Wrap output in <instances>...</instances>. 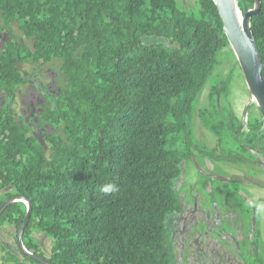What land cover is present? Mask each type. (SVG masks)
Segmentation results:
<instances>
[{
	"label": "trees",
	"instance_id": "1",
	"mask_svg": "<svg viewBox=\"0 0 264 264\" xmlns=\"http://www.w3.org/2000/svg\"><path fill=\"white\" fill-rule=\"evenodd\" d=\"M248 1L259 7L249 29L264 79V0ZM198 5L195 18L175 0H0L2 24L17 23L32 42L28 50L7 35L0 96L25 83L19 67L29 61L61 60L66 80L40 117L64 135L45 136L48 152L0 107V190H13L0 208L17 197L30 203L27 251L36 225L53 241L50 264H173L165 223L181 211L172 182L187 159L175 146L182 132L188 150L193 103L228 44L214 1ZM109 182L119 191L105 196L100 187ZM26 211L9 204L0 223L19 229Z\"/></svg>",
	"mask_w": 264,
	"mask_h": 264
},
{
	"label": "rangeland",
	"instance_id": "2",
	"mask_svg": "<svg viewBox=\"0 0 264 264\" xmlns=\"http://www.w3.org/2000/svg\"><path fill=\"white\" fill-rule=\"evenodd\" d=\"M233 1L241 21L256 6L248 0ZM175 2L182 13L199 18L198 0ZM0 29V50L8 34L31 50L32 42L24 38L17 23L5 27L0 20ZM143 43L166 45L167 41L144 38ZM19 71L25 83L13 89L11 98L2 94L0 107L8 106L48 152L46 135L64 138L61 127L39 125L43 108L54 109L56 96L66 87L61 60L29 61ZM187 126L188 150L182 132L175 146L187 159L179 164L180 175L172 182L181 211L168 215L165 223L173 264H264V120L229 44L216 55ZM7 193L13 190H0V202ZM15 203L27 209L23 200ZM0 228H5L6 237L10 226L1 222ZM11 229L10 244L0 246V264H15L12 258L33 264L23 261L19 243L30 255L35 251L43 259L50 257L53 241L36 225L28 232L27 240L33 246L30 252L24 247L23 235L19 237L20 228Z\"/></svg>",
	"mask_w": 264,
	"mask_h": 264
},
{
	"label": "water",
	"instance_id": "3",
	"mask_svg": "<svg viewBox=\"0 0 264 264\" xmlns=\"http://www.w3.org/2000/svg\"><path fill=\"white\" fill-rule=\"evenodd\" d=\"M213 1L216 5L217 12L220 17L227 42L233 48L234 52L237 55V59L239 60V64L241 66L246 83L261 109V115L264 120V79L261 76L262 65L259 60L255 43L251 37L250 29H249L250 17L258 12L259 7L256 4L253 11L246 13V15L243 17L241 21V31H240L234 13L232 1L231 0H213ZM21 199L26 203L27 211L24 222L19 229V237L23 235L24 230L30 219V215H31L30 203L21 197H17L7 201L0 208V214H1L6 206L15 203ZM18 247L23 255L30 257L33 261L39 264H50L47 259L35 257L25 252L22 249L20 243L18 244Z\"/></svg>",
	"mask_w": 264,
	"mask_h": 264
},
{
	"label": "clouds",
	"instance_id": "4",
	"mask_svg": "<svg viewBox=\"0 0 264 264\" xmlns=\"http://www.w3.org/2000/svg\"><path fill=\"white\" fill-rule=\"evenodd\" d=\"M119 191L118 186L115 183H105L100 187V192L105 195L115 194Z\"/></svg>",
	"mask_w": 264,
	"mask_h": 264
},
{
	"label": "crops",
	"instance_id": "5",
	"mask_svg": "<svg viewBox=\"0 0 264 264\" xmlns=\"http://www.w3.org/2000/svg\"><path fill=\"white\" fill-rule=\"evenodd\" d=\"M12 226H10V230H8V235L5 237V228H0V246L5 247V245H9L10 241L8 240V236L11 235L13 232V229H11ZM11 240V239H10Z\"/></svg>",
	"mask_w": 264,
	"mask_h": 264
},
{
	"label": "bare ground",
	"instance_id": "6",
	"mask_svg": "<svg viewBox=\"0 0 264 264\" xmlns=\"http://www.w3.org/2000/svg\"><path fill=\"white\" fill-rule=\"evenodd\" d=\"M232 1V5H233V8H234V13H235V16H236V20H237V24H238V27L240 28V31H241V20H240V18H239V16H238V13H237V10H236V5H235V3H234V1L233 0H231ZM232 48V47H231ZM233 49V48H232ZM233 52H234V50H233ZM234 54L236 55V53L234 52ZM236 57H237V55H236ZM22 200V199H21Z\"/></svg>",
	"mask_w": 264,
	"mask_h": 264
}]
</instances>
